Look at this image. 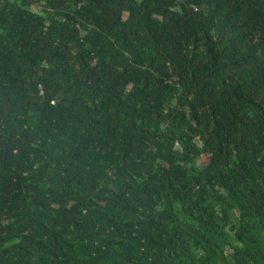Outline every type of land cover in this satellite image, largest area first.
I'll return each instance as SVG.
<instances>
[{
    "label": "trees",
    "instance_id": "16d2710c",
    "mask_svg": "<svg viewBox=\"0 0 264 264\" xmlns=\"http://www.w3.org/2000/svg\"><path fill=\"white\" fill-rule=\"evenodd\" d=\"M0 264H264V0H0Z\"/></svg>",
    "mask_w": 264,
    "mask_h": 264
}]
</instances>
